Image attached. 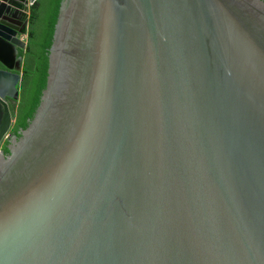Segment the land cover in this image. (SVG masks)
Returning <instances> with one entry per match:
<instances>
[{"label":"water","instance_id":"obj_1","mask_svg":"<svg viewBox=\"0 0 264 264\" xmlns=\"http://www.w3.org/2000/svg\"><path fill=\"white\" fill-rule=\"evenodd\" d=\"M25 1L0 0V147ZM8 147L0 264H264V0H62Z\"/></svg>","mask_w":264,"mask_h":264},{"label":"trees","instance_id":"obj_2","mask_svg":"<svg viewBox=\"0 0 264 264\" xmlns=\"http://www.w3.org/2000/svg\"><path fill=\"white\" fill-rule=\"evenodd\" d=\"M62 0H38L31 8L26 29L28 45L20 54L24 55L23 78L20 100L14 106L13 131L20 137L18 129H24L33 117L46 86L49 49L52 44L55 24Z\"/></svg>","mask_w":264,"mask_h":264},{"label":"flooded vegetation","instance_id":"obj_3","mask_svg":"<svg viewBox=\"0 0 264 264\" xmlns=\"http://www.w3.org/2000/svg\"><path fill=\"white\" fill-rule=\"evenodd\" d=\"M19 100H20V98H19ZM18 101L16 102L13 99L12 100L7 99V102L9 104L10 110L12 111V115H13V125H12L11 129L9 130V132L7 133V135L5 136V138L3 139L2 145L0 147V150H3L5 155L9 154V147L8 146L13 142V140L16 137H19L18 134L13 131V127L15 124V116H14L13 110H14V106L18 103ZM5 114H6L5 110H2V120L5 119ZM21 130L22 129L20 128L17 130V132L21 133Z\"/></svg>","mask_w":264,"mask_h":264},{"label":"built area","instance_id":"obj_4","mask_svg":"<svg viewBox=\"0 0 264 264\" xmlns=\"http://www.w3.org/2000/svg\"><path fill=\"white\" fill-rule=\"evenodd\" d=\"M38 0H26L25 1V9L23 10L24 11V14H25V18L29 21V17H30V13H31V8L33 5L36 4ZM27 37V36H25Z\"/></svg>","mask_w":264,"mask_h":264},{"label":"rangeland","instance_id":"obj_5","mask_svg":"<svg viewBox=\"0 0 264 264\" xmlns=\"http://www.w3.org/2000/svg\"><path fill=\"white\" fill-rule=\"evenodd\" d=\"M26 39H27V37H26Z\"/></svg>","mask_w":264,"mask_h":264}]
</instances>
